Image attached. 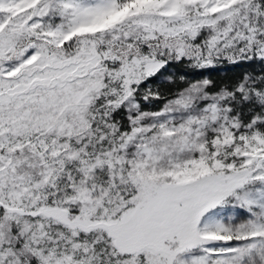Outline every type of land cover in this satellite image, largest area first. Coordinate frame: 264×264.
<instances>
[{
  "label": "snow or ice",
  "instance_id": "snow-or-ice-1",
  "mask_svg": "<svg viewBox=\"0 0 264 264\" xmlns=\"http://www.w3.org/2000/svg\"><path fill=\"white\" fill-rule=\"evenodd\" d=\"M0 264H264V0H0Z\"/></svg>",
  "mask_w": 264,
  "mask_h": 264
},
{
  "label": "trees",
  "instance_id": "trees-1",
  "mask_svg": "<svg viewBox=\"0 0 264 264\" xmlns=\"http://www.w3.org/2000/svg\"><path fill=\"white\" fill-rule=\"evenodd\" d=\"M224 69H225V72L223 73V76H222V77L214 79V78L212 77V75H214L216 72L213 71V72H211V78L214 79V80H217V81L226 80V79H228V78H230V77H233V76H235V75H238L239 72L241 71L240 69H233L234 72L231 73L230 69H232V68H230V67H226V68H224Z\"/></svg>",
  "mask_w": 264,
  "mask_h": 264
},
{
  "label": "rangeland",
  "instance_id": "rangeland-1",
  "mask_svg": "<svg viewBox=\"0 0 264 264\" xmlns=\"http://www.w3.org/2000/svg\"><path fill=\"white\" fill-rule=\"evenodd\" d=\"M230 71H231V73L232 72H234V70L233 69H230ZM213 72V71H212ZM215 74L214 75H212V77L214 78V79H216V78H220V77H222L223 76V73L225 72V69L224 68H222V69H217V70H215Z\"/></svg>",
  "mask_w": 264,
  "mask_h": 264
}]
</instances>
